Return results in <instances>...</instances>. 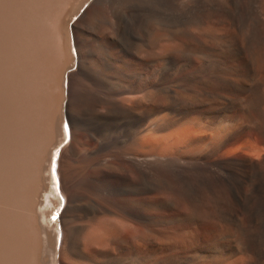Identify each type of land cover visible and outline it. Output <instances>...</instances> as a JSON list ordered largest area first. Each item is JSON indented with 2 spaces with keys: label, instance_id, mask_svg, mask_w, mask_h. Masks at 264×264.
<instances>
[{
  "label": "bare ground",
  "instance_id": "1",
  "mask_svg": "<svg viewBox=\"0 0 264 264\" xmlns=\"http://www.w3.org/2000/svg\"><path fill=\"white\" fill-rule=\"evenodd\" d=\"M56 252L264 264V0H0V264Z\"/></svg>",
  "mask_w": 264,
  "mask_h": 264
},
{
  "label": "rangeland",
  "instance_id": "2",
  "mask_svg": "<svg viewBox=\"0 0 264 264\" xmlns=\"http://www.w3.org/2000/svg\"><path fill=\"white\" fill-rule=\"evenodd\" d=\"M82 10H84V9L82 8ZM81 13H82V11H81ZM73 52H75L74 49H73ZM65 84H66V83H65ZM66 87H67V84H66ZM66 120H67V119H65V121H66ZM65 121H64V122H65ZM67 121H68V120H67ZM67 121H66V122H67ZM67 123H68V122H67ZM62 127H63V125H62ZM62 138H63V136H62ZM61 144H62V143H61ZM46 231H47V232H50L49 227H48L47 224H46ZM55 241H57L56 238H55ZM52 258H54V259L58 262L57 264H59V259H60V258H59V255H58L57 252H56V255L53 254Z\"/></svg>",
  "mask_w": 264,
  "mask_h": 264
}]
</instances>
